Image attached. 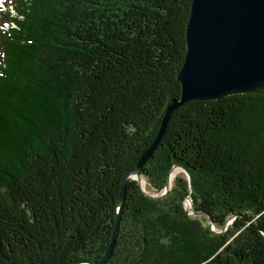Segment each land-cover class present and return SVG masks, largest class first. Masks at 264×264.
I'll return each mask as SVG.
<instances>
[{"label": "trees", "instance_id": "trees-1", "mask_svg": "<svg viewBox=\"0 0 264 264\" xmlns=\"http://www.w3.org/2000/svg\"><path fill=\"white\" fill-rule=\"evenodd\" d=\"M191 1L0 0V264L103 257L179 98ZM175 165L191 192L126 183L106 264H264V91L174 111L146 190Z\"/></svg>", "mask_w": 264, "mask_h": 264}, {"label": "water", "instance_id": "water-1", "mask_svg": "<svg viewBox=\"0 0 264 264\" xmlns=\"http://www.w3.org/2000/svg\"><path fill=\"white\" fill-rule=\"evenodd\" d=\"M185 43L184 61L176 78L180 84L179 98L166 105L158 134L122 182L110 245L99 261L81 259L73 264H106L110 259L118 237L127 182L135 181L149 198H160L171 187L170 173L180 168L187 176L191 192L190 176L177 165L171 168L160 195H149L139 180L142 167L155 152L174 111L191 102L264 91V0H192ZM133 173L136 178L129 176ZM187 200L192 215H197L191 199Z\"/></svg>", "mask_w": 264, "mask_h": 264}, {"label": "rangeland", "instance_id": "rangeland-1", "mask_svg": "<svg viewBox=\"0 0 264 264\" xmlns=\"http://www.w3.org/2000/svg\"><path fill=\"white\" fill-rule=\"evenodd\" d=\"M2 5H1V3H0V7H1ZM173 170H175V171H177V173L175 174V176H174V178H173V181H174V179L176 178V177H178V176H185V178L187 177L186 176V174L180 169V168H177V169H173ZM175 171H173V172H175ZM172 173V172H171ZM141 179L143 180V182H145V185H144V190H145V192H147L149 195H156L155 194V192L153 193L152 191H147L146 190V180L143 178V177H141ZM142 180H140V183H141V181ZM173 181L171 182V186H172V184H173ZM187 200V199H186ZM186 200H185V202H184V209H185V211L187 212V214L189 215V216H193V217H195V216H197V215H192V212H191V209L189 208V203H186ZM230 224V222H228L227 223V225H229ZM211 230L214 232V233H216L217 231L213 228V227H211Z\"/></svg>", "mask_w": 264, "mask_h": 264}, {"label": "bare ground", "instance_id": "bare-ground-1", "mask_svg": "<svg viewBox=\"0 0 264 264\" xmlns=\"http://www.w3.org/2000/svg\"><path fill=\"white\" fill-rule=\"evenodd\" d=\"M173 171H175V170H172V173H170V177H169V182H170V184H171V182L173 181V178H174V176H175V174L177 173V171H175V172H173ZM131 178H136V175L133 173V174H131V175H129ZM139 180H142L141 179V177H139ZM141 185L144 187V185H145V182H143V180L141 181ZM186 203H189V201L188 200H186ZM190 204V203H189ZM189 207H190V205H189Z\"/></svg>", "mask_w": 264, "mask_h": 264}]
</instances>
